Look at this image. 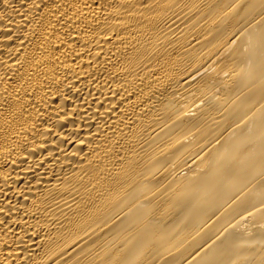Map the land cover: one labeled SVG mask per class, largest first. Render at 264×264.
I'll return each instance as SVG.
<instances>
[{
  "label": "bare ground",
  "instance_id": "obj_1",
  "mask_svg": "<svg viewBox=\"0 0 264 264\" xmlns=\"http://www.w3.org/2000/svg\"><path fill=\"white\" fill-rule=\"evenodd\" d=\"M0 264H264V0H0Z\"/></svg>",
  "mask_w": 264,
  "mask_h": 264
}]
</instances>
